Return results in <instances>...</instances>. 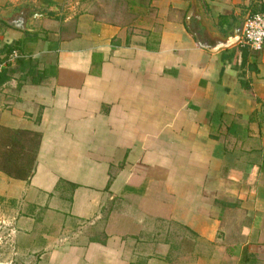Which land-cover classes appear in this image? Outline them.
I'll return each mask as SVG.
<instances>
[{"label":"crops","instance_id":"1","mask_svg":"<svg viewBox=\"0 0 264 264\" xmlns=\"http://www.w3.org/2000/svg\"><path fill=\"white\" fill-rule=\"evenodd\" d=\"M128 1L0 0V264H264V44L210 49L264 0Z\"/></svg>","mask_w":264,"mask_h":264},{"label":"trees","instance_id":"2","mask_svg":"<svg viewBox=\"0 0 264 264\" xmlns=\"http://www.w3.org/2000/svg\"><path fill=\"white\" fill-rule=\"evenodd\" d=\"M257 12L264 11L254 13ZM244 48L249 49L248 46H244ZM10 53L11 50L8 56ZM19 61L20 59L16 60V62ZM5 79L6 76L1 69L0 84ZM40 140V132L10 129L0 125V171L14 179L28 180L35 170Z\"/></svg>","mask_w":264,"mask_h":264},{"label":"rangeland","instance_id":"3","mask_svg":"<svg viewBox=\"0 0 264 264\" xmlns=\"http://www.w3.org/2000/svg\"><path fill=\"white\" fill-rule=\"evenodd\" d=\"M93 1H94L95 6L97 8H99L101 10V12H103L106 15L110 14V15L120 16L123 13L125 14V12H128L132 8L128 0H126V1H124V0H93ZM138 1H140V0H138ZM145 2H146V0H143L145 9L149 10L151 13V14L146 13V15L148 14L147 16L149 18L144 17V19H142V22H141V21L135 20V18L132 16V19L126 20L127 23L133 24V26L135 25V23H138V24H142L144 27H149L151 25L152 26L155 25V19H152L153 10L151 7H150L151 9L147 8ZM131 12H134V11H131ZM128 14H130V13L128 12ZM132 15H135V14H132ZM7 229L5 228V229L0 230V241H5L6 239L9 238V236H8L9 231ZM1 262H2V260H1Z\"/></svg>","mask_w":264,"mask_h":264},{"label":"built area","instance_id":"4","mask_svg":"<svg viewBox=\"0 0 264 264\" xmlns=\"http://www.w3.org/2000/svg\"><path fill=\"white\" fill-rule=\"evenodd\" d=\"M240 43L253 51L262 48L264 44V12L254 13L244 21Z\"/></svg>","mask_w":264,"mask_h":264},{"label":"water","instance_id":"5","mask_svg":"<svg viewBox=\"0 0 264 264\" xmlns=\"http://www.w3.org/2000/svg\"><path fill=\"white\" fill-rule=\"evenodd\" d=\"M242 26H243V24L234 31V36L231 37L229 40L223 41V42H221L219 44H215V46L210 48V49L211 50H216L218 48L227 47V46H229V45H231V44H233L235 42L240 41L239 39L241 38L240 34L242 33Z\"/></svg>","mask_w":264,"mask_h":264}]
</instances>
